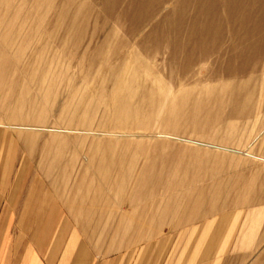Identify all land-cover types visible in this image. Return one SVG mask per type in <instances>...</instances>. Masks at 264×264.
Segmentation results:
<instances>
[{
	"label": "rangeland",
	"instance_id": "rangeland-1",
	"mask_svg": "<svg viewBox=\"0 0 264 264\" xmlns=\"http://www.w3.org/2000/svg\"><path fill=\"white\" fill-rule=\"evenodd\" d=\"M16 173L49 184L92 264H249L264 0H0V180Z\"/></svg>",
	"mask_w": 264,
	"mask_h": 264
},
{
	"label": "crops",
	"instance_id": "crops-1",
	"mask_svg": "<svg viewBox=\"0 0 264 264\" xmlns=\"http://www.w3.org/2000/svg\"><path fill=\"white\" fill-rule=\"evenodd\" d=\"M17 176L23 177L16 173L9 182L7 176L0 180V264H92L81 243H73V222L49 184L31 183L26 176L15 183ZM249 216L245 220H259L261 228L249 264H264V212Z\"/></svg>",
	"mask_w": 264,
	"mask_h": 264
}]
</instances>
